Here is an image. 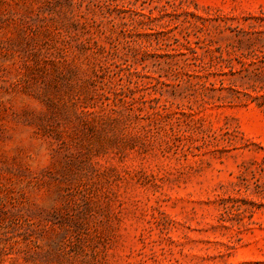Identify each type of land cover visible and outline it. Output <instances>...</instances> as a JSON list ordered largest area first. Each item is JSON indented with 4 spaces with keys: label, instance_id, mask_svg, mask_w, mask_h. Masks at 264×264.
<instances>
[{
    "label": "rangeland",
    "instance_id": "rangeland-1",
    "mask_svg": "<svg viewBox=\"0 0 264 264\" xmlns=\"http://www.w3.org/2000/svg\"><path fill=\"white\" fill-rule=\"evenodd\" d=\"M261 29L264 0H0V264H264Z\"/></svg>",
    "mask_w": 264,
    "mask_h": 264
},
{
    "label": "trees",
    "instance_id": "trees-1",
    "mask_svg": "<svg viewBox=\"0 0 264 264\" xmlns=\"http://www.w3.org/2000/svg\"><path fill=\"white\" fill-rule=\"evenodd\" d=\"M238 41L240 43L238 49L241 52L236 53V58L243 64L246 71L252 73L257 80L262 82L260 87L264 89V29L250 33L246 38H241ZM228 52L234 53L235 45L232 49H228ZM222 60L224 61V59ZM224 83L225 80L223 78L221 80V89L226 88ZM227 88L232 89L230 91L240 92L237 88L232 87V83H229Z\"/></svg>",
    "mask_w": 264,
    "mask_h": 264
}]
</instances>
